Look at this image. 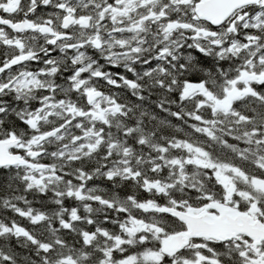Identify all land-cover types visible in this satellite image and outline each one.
Here are the masks:
<instances>
[{
	"label": "snow or ice",
	"instance_id": "obj_1",
	"mask_svg": "<svg viewBox=\"0 0 264 264\" xmlns=\"http://www.w3.org/2000/svg\"><path fill=\"white\" fill-rule=\"evenodd\" d=\"M0 264H264V0H0Z\"/></svg>",
	"mask_w": 264,
	"mask_h": 264
}]
</instances>
